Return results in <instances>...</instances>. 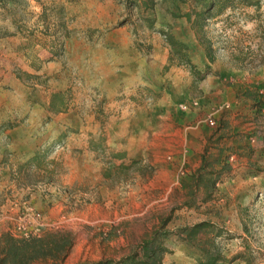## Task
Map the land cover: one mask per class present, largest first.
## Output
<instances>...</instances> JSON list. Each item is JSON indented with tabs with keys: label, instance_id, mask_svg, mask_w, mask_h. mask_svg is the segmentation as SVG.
<instances>
[{
	"label": "rangeland",
	"instance_id": "1",
	"mask_svg": "<svg viewBox=\"0 0 264 264\" xmlns=\"http://www.w3.org/2000/svg\"><path fill=\"white\" fill-rule=\"evenodd\" d=\"M144 1L19 0L0 5V264L118 261L138 251L167 219L165 264H198L203 259L199 245L208 239L219 246L224 264H264V48L260 44L264 0H250L249 6L235 0L221 10L218 7L226 0H153L152 8H145ZM214 1L218 2L215 17L204 29L194 28L186 15L192 14L194 21L195 13ZM107 4L114 22L101 29L90 26ZM184 27L205 52L209 39L218 53L216 59L232 75L221 78L209 66L200 70L187 53L192 68L177 58L169 67L179 68L185 77L180 73L177 79H165L159 92L140 89L131 100L150 103L164 95L183 99L177 106L182 119L189 118L186 126L195 127L198 121L197 127L204 131V139L192 147L196 151L189 167L175 170L170 182L153 188L142 180L154 169L138 160L132 168H122L131 162L120 163V155L110 151L102 137L90 150L103 166V181L65 184L66 172L59 165L65 144L59 139L26 160L34 142L26 141L22 131L34 128L28 118L38 91L58 88L54 87L57 75L61 85L69 78L77 80L66 56L68 40L77 32L123 29L136 38L155 34L169 48L164 34L173 35L174 28ZM37 62L45 67L57 64L60 70L49 76L24 70L28 66L35 71ZM169 75L173 78L175 73ZM250 75L259 83L252 92L237 85ZM213 76L218 78L215 84ZM14 78L23 85L19 90L8 86ZM84 94L72 86L51 99L59 107L65 101L84 99ZM112 109L102 111V123L108 122L103 116H118ZM37 130L45 132L46 125ZM64 156L62 161L68 154ZM162 160L175 163L178 153L167 151ZM106 171L110 176H105ZM213 172L222 173L214 187ZM202 222L213 224L215 231L181 236V230ZM40 250L45 254L33 259Z\"/></svg>",
	"mask_w": 264,
	"mask_h": 264
},
{
	"label": "crops",
	"instance_id": "2",
	"mask_svg": "<svg viewBox=\"0 0 264 264\" xmlns=\"http://www.w3.org/2000/svg\"><path fill=\"white\" fill-rule=\"evenodd\" d=\"M108 6L109 4L105 7L98 6L104 10L97 14L90 26L101 29L114 22L110 13L112 11L106 10ZM80 20L83 21L82 18ZM178 23L185 26L182 20ZM172 34L189 48V58L200 66V70L202 66H209V70L217 76L221 75V78L225 74L232 75L218 59L213 63L208 60L205 50L196 41V36L186 27L179 30L174 28ZM139 42L144 46L141 47ZM215 55L217 57L218 53L215 52ZM66 56L73 64L71 70L77 80L69 78L68 84L61 85L62 79L57 75L54 76L57 79L54 80V87L58 85V88L47 92L38 91L34 108L28 118L34 128L21 130L26 141L34 142V149L27 155L26 160L35 157L49 142L59 139L65 144L62 153L68 154L64 161L62 160L65 156L59 155L62 156L59 165L64 166L66 172L62 176L65 184L76 186L103 181V166L90 150V146L100 143L98 139L102 137L106 147L120 155V163L138 160L145 168L152 167L154 171L142 182L153 188L155 185L161 186L170 182L175 170H181L183 166L189 167L196 151L192 147L204 139V131L197 127L198 121L193 124L195 127L186 126L190 125L189 118L184 115L185 119H182L177 106L183 99H168L164 95L150 103L148 101L137 104L131 100L140 89L141 93L145 90L159 92L165 79L171 81L183 73L179 68H169L170 49L161 37L147 34L146 37L136 38L123 29L94 33L80 31L68 40ZM37 65L35 71L28 66H24V70L30 74L46 73L48 76L60 70L57 64H48L45 67V64L37 62ZM167 70L171 71L169 74L175 73L173 78L169 74L162 76ZM244 74L248 75V72ZM182 76L185 77V73ZM254 76H248L240 83L237 82V85L241 84L247 91L252 92L259 84ZM211 79L215 84L214 80L218 78L213 76ZM9 83L8 86L18 90L23 86L15 78ZM72 86L84 90V99L65 101L59 107L56 106L51 97ZM112 108H115L113 112L118 116H103L108 122L102 123V111L112 112ZM44 124L45 132H39L38 127ZM170 150L178 153L179 161L166 163L162 160L163 155ZM186 159L188 163L185 162ZM100 190L102 194L106 193L105 187Z\"/></svg>",
	"mask_w": 264,
	"mask_h": 264
},
{
	"label": "trees",
	"instance_id": "3",
	"mask_svg": "<svg viewBox=\"0 0 264 264\" xmlns=\"http://www.w3.org/2000/svg\"><path fill=\"white\" fill-rule=\"evenodd\" d=\"M235 0H226V3H223L220 7H218V10L231 7L228 6L229 3L233 4ZM244 5L249 6L250 0H239ZM19 0H0V5L5 3H18ZM218 2H212L209 5L206 6V8L202 11L195 13V20L192 19V14H187L186 17L188 20L194 25V28H197L198 30L204 29L206 26V23H208L209 20L213 19L215 17V10L217 8ZM153 0H145L143 2V5L145 8H152L153 7ZM164 37L166 38L167 44L170 48V59L173 60L174 58H177L180 60V62H184L187 65H189L191 68V62L188 58V47L183 44L182 42L178 41L173 35L171 34H164ZM204 42V41H202ZM208 44L206 45V54L211 63H213L216 60L215 52L213 51V44L208 39ZM261 47L264 48V31L262 33V44ZM34 161L37 160V157L33 159ZM137 164V161L131 162L129 165H121L124 169H130L133 166ZM212 174H215L213 179H211V186L214 187L217 185V183L221 180L222 173L221 172H213ZM105 176H110L109 172H105ZM169 223V219L163 221L162 226L160 229L153 232V234L145 239L142 244L139 247V250L130 254L127 257H124L118 261L116 260H102L100 262L96 263H84V264H165L164 258L169 253L168 248L165 245V240L169 236V233L165 231L167 225ZM202 230H207L210 232L215 231V228L213 224L209 222H202L197 225H195L192 228H186L180 231L181 236H187V237H195L199 232ZM23 246L27 248V244L24 243ZM67 243H64L63 247H67ZM200 248L203 252V259L198 264H224L226 262L225 257L221 253V250L219 246L216 244V242L212 239H208L206 241H203L200 243ZM18 249H14L16 252ZM13 251V252H14ZM32 255L33 259L43 256L45 254L44 251H35ZM32 260V259H31ZM23 264H28L29 260L26 262H22Z\"/></svg>",
	"mask_w": 264,
	"mask_h": 264
},
{
	"label": "built area",
	"instance_id": "4",
	"mask_svg": "<svg viewBox=\"0 0 264 264\" xmlns=\"http://www.w3.org/2000/svg\"><path fill=\"white\" fill-rule=\"evenodd\" d=\"M209 126H210V127H214V126H215V122H214L213 120H210V121H209Z\"/></svg>",
	"mask_w": 264,
	"mask_h": 264
}]
</instances>
